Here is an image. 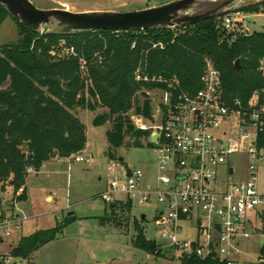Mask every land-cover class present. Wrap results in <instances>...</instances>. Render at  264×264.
I'll return each mask as SVG.
<instances>
[{"label":"trees","instance_id":"obj_1","mask_svg":"<svg viewBox=\"0 0 264 264\" xmlns=\"http://www.w3.org/2000/svg\"><path fill=\"white\" fill-rule=\"evenodd\" d=\"M262 7L264 2L239 11L259 14ZM9 17L0 4V27ZM19 26L20 39L0 48V186L2 193L8 188L13 191L12 200L17 204L28 201L30 169L39 171L52 159H69L85 150L87 128L78 111L106 110L93 124H110L106 155L110 161H117L119 149L142 148L147 142L149 133L136 129L131 114L152 119L149 93L167 91L174 84L177 90L196 95L203 87L208 62L221 73L223 96L232 108L245 110L254 94L264 88L259 72L264 59V31H230L218 19L174 29L69 35L32 32ZM237 61L240 70L235 67ZM138 76L149 81H139ZM258 145L264 148V129ZM110 208L129 212L131 203ZM75 219L70 217L57 228L21 238L10 256L28 259L57 239ZM135 231L133 246L157 255L156 244L141 228ZM261 256L260 264H264V246ZM180 261L225 264L216 257L203 260L186 254Z\"/></svg>","mask_w":264,"mask_h":264},{"label":"built area","instance_id":"obj_2","mask_svg":"<svg viewBox=\"0 0 264 264\" xmlns=\"http://www.w3.org/2000/svg\"><path fill=\"white\" fill-rule=\"evenodd\" d=\"M232 15L218 21L235 31L233 25L243 23L244 17L240 12ZM259 72L264 79V59ZM137 80L149 78L138 76ZM202 84L196 95L179 91L174 84L158 91L161 102L152 119L131 114L136 129L149 133L146 144L157 155L156 182L145 184L141 169L127 168L124 179L111 181L100 197L119 205L123 200L118 196L124 195L131 204L135 200L155 208L159 232L181 255L237 264L242 247L251 239V220L261 215L259 209L264 206L258 185L264 167V148L258 145L264 129V88L243 110L226 103L221 73L210 62ZM236 156L245 157L248 164L246 176L240 179H236ZM70 159L90 163V157L82 153ZM26 219L16 213L0 214V244L19 233ZM187 226L196 233L194 241L179 240ZM7 263L6 256L0 255V264Z\"/></svg>","mask_w":264,"mask_h":264},{"label":"rangeland","instance_id":"obj_3","mask_svg":"<svg viewBox=\"0 0 264 264\" xmlns=\"http://www.w3.org/2000/svg\"><path fill=\"white\" fill-rule=\"evenodd\" d=\"M39 9H66L72 12L117 11L128 12L158 7L178 0H31ZM235 11L248 5L264 2L250 0L244 6H238L248 0H233ZM234 11V12H235ZM244 17L243 23L234 24L238 33L252 34L264 31V7L257 17L239 11ZM233 12L230 17L233 18ZM222 18V17H220ZM219 18V19H220ZM16 20L9 17L0 27V48L16 43L22 36V31ZM50 29L52 26L49 27ZM46 27L42 29L44 31ZM154 112L161 102L162 93H149ZM90 111H78V118L87 128V144L85 155L90 156V163H76L67 159L62 163L58 175L49 169L37 177L33 170L29 174L27 187L30 200L24 207L29 208L28 218L23 221L22 230L0 244V255L6 256L7 264H182L181 253L175 250L169 241L164 239L156 226L155 208L140 205L137 201L131 204V210L122 212L119 208L111 211L110 204L104 202L100 195L105 192L111 181L124 179L125 170L141 169L144 172V183L155 184L158 172L156 168L157 155L155 151L143 143L142 148H121L117 151V161L107 158L106 132L110 124L95 127L93 122L98 114ZM235 123V122H234ZM122 159V162L120 161ZM239 171L236 179L247 171V159L243 156L234 157ZM52 173V174H50ZM259 192L264 195V167L259 174ZM1 192L0 203L6 214H15L16 208L12 198V190ZM52 197L48 202L46 198ZM123 203L124 195L118 196ZM261 215L252 219L250 227L251 239L242 247L237 264H260L261 249L264 246V206L260 207ZM146 220L142 221L141 216ZM76 219L66 225L53 242L42 247L26 260L10 256L21 238L31 236L40 230L57 228L67 223L68 218ZM136 227L143 230L145 237L153 241L157 255H149L133 246L136 237ZM179 240L194 241L196 233L189 226Z\"/></svg>","mask_w":264,"mask_h":264},{"label":"water","instance_id":"obj_4","mask_svg":"<svg viewBox=\"0 0 264 264\" xmlns=\"http://www.w3.org/2000/svg\"><path fill=\"white\" fill-rule=\"evenodd\" d=\"M248 0L238 6H244ZM9 15L32 32H50L69 35L87 31H151L174 29L198 24L203 21L219 19L236 10L233 0H178L158 7L128 12L88 11L72 12L66 9L43 10L31 0H0ZM203 7L199 13L193 9ZM183 13L182 17L179 14ZM52 26L50 29L49 27ZM46 27L44 31L42 29ZM240 70V62L235 63ZM155 140V138L153 139ZM122 162V159H120ZM141 220H146L142 215Z\"/></svg>","mask_w":264,"mask_h":264},{"label":"crops","instance_id":"obj_5","mask_svg":"<svg viewBox=\"0 0 264 264\" xmlns=\"http://www.w3.org/2000/svg\"><path fill=\"white\" fill-rule=\"evenodd\" d=\"M250 15H254V16H257V17H260V16H262V14H250ZM86 148H85V150L83 151V153L82 154H84L85 155V153H86ZM85 156H88V157H90L89 155H85ZM65 160H67V159H59V158H55V159H52L51 161H49V162H46L43 166H42V168L39 170V171H35V173L37 174V177L39 176V174H41L43 171H45V170H49V169H51L52 168V170L54 171L53 173H54V176L55 175H58L59 173H61V171H60V168H61V165L59 164V163H62L63 161H65ZM48 167H50L49 169H48ZM46 172V171H45ZM50 174H52V173H50ZM246 174H247V171L245 172V173H242V175L240 176V178L241 177H245L246 176ZM10 189V188H9ZM27 190H28V187H27ZM8 192V190L5 192V193H7ZM3 198V196L1 195L0 196V199H2ZM29 200H30V194H29V191H28V201L27 202H25V203H19V204H17V203H15V208H16V214L17 215H20V216H22V217H26V218H28V214L30 213V209L29 208H27V207H24V205L25 204H27L28 202H29ZM46 200L48 201V202H50V201H52V197L51 196H48L47 198H46ZM5 214V215H10L9 213H7L6 214V210L3 208V205L0 203V214ZM12 214V213H11Z\"/></svg>","mask_w":264,"mask_h":264},{"label":"bare ground","instance_id":"obj_6","mask_svg":"<svg viewBox=\"0 0 264 264\" xmlns=\"http://www.w3.org/2000/svg\"><path fill=\"white\" fill-rule=\"evenodd\" d=\"M203 9H206V8H203V7H197V8H195V9H193L192 14L199 13V12L202 11ZM183 15H184L183 13H180V14H179V17H182Z\"/></svg>","mask_w":264,"mask_h":264}]
</instances>
